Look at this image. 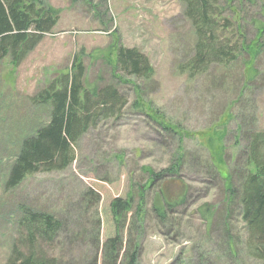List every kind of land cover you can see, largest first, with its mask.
<instances>
[{
    "label": "rangeland",
    "instance_id": "1",
    "mask_svg": "<svg viewBox=\"0 0 264 264\" xmlns=\"http://www.w3.org/2000/svg\"><path fill=\"white\" fill-rule=\"evenodd\" d=\"M41 1L58 10L57 24L18 66L0 60V264L22 238L16 222L23 206L61 224L52 243L38 242L47 258L104 264L116 196H132L119 219L117 264L135 247L137 264H264L248 246L240 195L230 196L225 181L232 172L236 184L246 173L252 134L264 131V0H220L232 43L242 26L249 46L231 64L213 63L193 77L180 69L197 40L181 0ZM121 45L149 58L151 79L117 68ZM74 61L85 66L88 86H115L125 105L78 140L69 166L6 188L21 141L49 120V107L30 98ZM177 157V173L166 171L149 186L151 173L169 170ZM161 187L178 202L165 221L154 208L164 199Z\"/></svg>",
    "mask_w": 264,
    "mask_h": 264
},
{
    "label": "trees",
    "instance_id": "2",
    "mask_svg": "<svg viewBox=\"0 0 264 264\" xmlns=\"http://www.w3.org/2000/svg\"><path fill=\"white\" fill-rule=\"evenodd\" d=\"M181 2L197 38L194 56L180 65L182 72L189 70V75L193 77L207 72L213 63L231 64L237 59V52L245 50L246 46L248 48L242 26H235L238 41L232 43L234 33L228 32L232 25L231 19L223 17L224 7L220 0ZM57 20L58 10L47 7L41 0H0V60L10 57L11 62L18 66L43 35L54 28ZM116 56L117 68L128 75L148 80L155 74L149 58L137 48L121 45ZM85 76L83 63L74 61L68 72L60 74L30 98L33 105L49 107V120L21 141L5 180L6 188L13 189L28 175L42 170H61L69 166L74 159V145L78 140L101 117L121 111L126 102L118 88L110 84L103 87L88 86ZM254 131L250 139L251 149L248 151L246 163H243L246 173L237 179L236 184L233 182L232 172L225 181L230 196L240 195V214L246 222L248 246L253 249L255 258L263 259L264 131ZM225 132L226 130L222 136ZM180 159L177 157L169 170L152 172L149 186H154L156 181L161 180L166 171L168 174H176L181 165ZM222 161L220 157L219 162ZM144 188L142 187V192ZM159 192L164 199L160 203L162 205L155 204L154 208L160 219L165 221L168 210H172L178 202L174 203L175 199L167 196L163 187ZM131 204L132 196H116L111 202L109 219L113 231L109 232L105 240V254L108 256L106 255L104 264H117L119 260L122 244L118 232L119 219ZM16 223L22 238L13 245L5 264H58L57 259L47 258L38 248L39 241L52 243L61 226L53 214L23 206ZM22 246H25V250ZM139 254V248L135 247L126 256L128 262L125 264H137ZM176 262L186 264L180 258Z\"/></svg>",
    "mask_w": 264,
    "mask_h": 264
}]
</instances>
